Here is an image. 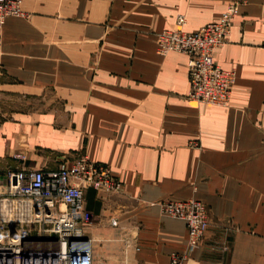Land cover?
<instances>
[{
	"label": "crops",
	"instance_id": "crops-1",
	"mask_svg": "<svg viewBox=\"0 0 264 264\" xmlns=\"http://www.w3.org/2000/svg\"><path fill=\"white\" fill-rule=\"evenodd\" d=\"M239 1L216 62L227 107L187 98L188 57L156 51ZM0 29V171L55 169L86 154L121 190L85 189L96 264H171L187 240L166 199L206 204L183 264H264V0H23ZM19 154L23 158L16 159ZM115 221V224L111 222ZM102 258V259H100Z\"/></svg>",
	"mask_w": 264,
	"mask_h": 264
},
{
	"label": "built area",
	"instance_id": "built-area-1",
	"mask_svg": "<svg viewBox=\"0 0 264 264\" xmlns=\"http://www.w3.org/2000/svg\"><path fill=\"white\" fill-rule=\"evenodd\" d=\"M22 1L0 0V29L8 17L23 15ZM239 4L230 2L217 20L195 31H186L185 18L178 15L173 28L156 34L158 54L178 52L188 57V99L221 107L230 104L235 72L222 68L214 52L226 43ZM121 187L107 165L86 154L64 158L55 169L0 171V264H96L87 232L93 215L85 189L105 197ZM161 209L185 223L186 245L170 256L171 264H183L204 239L208 208L201 200L188 198L163 200Z\"/></svg>",
	"mask_w": 264,
	"mask_h": 264
},
{
	"label": "rangeland",
	"instance_id": "rangeland-1",
	"mask_svg": "<svg viewBox=\"0 0 264 264\" xmlns=\"http://www.w3.org/2000/svg\"><path fill=\"white\" fill-rule=\"evenodd\" d=\"M234 85V84H233ZM233 87V86H232ZM229 106V105H228ZM227 107V106H226ZM100 259H102V258H100Z\"/></svg>",
	"mask_w": 264,
	"mask_h": 264
}]
</instances>
